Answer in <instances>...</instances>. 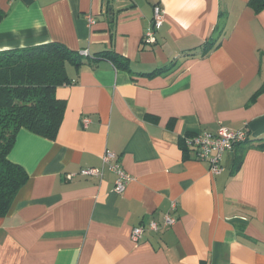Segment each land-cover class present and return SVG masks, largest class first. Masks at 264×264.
<instances>
[{
    "label": "crops",
    "instance_id": "obj_1",
    "mask_svg": "<svg viewBox=\"0 0 264 264\" xmlns=\"http://www.w3.org/2000/svg\"><path fill=\"white\" fill-rule=\"evenodd\" d=\"M248 1L0 0V51L55 43L82 58L55 91V139L22 129L8 154L28 179L0 218V264H264V10ZM220 129L252 141L213 175L183 138ZM106 152L133 178L121 195L107 169L78 175Z\"/></svg>",
    "mask_w": 264,
    "mask_h": 264
},
{
    "label": "trees",
    "instance_id": "obj_2",
    "mask_svg": "<svg viewBox=\"0 0 264 264\" xmlns=\"http://www.w3.org/2000/svg\"><path fill=\"white\" fill-rule=\"evenodd\" d=\"M247 5L255 13L264 10V0H249ZM108 56L116 67L125 68L117 55H99ZM81 60L55 43L0 51V218L6 216L28 179L25 170L8 159L17 132L23 129L50 141L55 139L66 108L65 100L58 99L55 91L70 84L66 65L79 66ZM251 141L247 139L234 148L249 146Z\"/></svg>",
    "mask_w": 264,
    "mask_h": 264
},
{
    "label": "built area",
    "instance_id": "obj_3",
    "mask_svg": "<svg viewBox=\"0 0 264 264\" xmlns=\"http://www.w3.org/2000/svg\"><path fill=\"white\" fill-rule=\"evenodd\" d=\"M164 20V11L160 6L155 5L152 9V21L146 28L142 42L144 45H154L156 43V34L161 28ZM85 21L88 26L94 24L92 16L87 15ZM86 55L87 53H82ZM248 139V134L245 129L232 131L226 129H220L215 134L209 132L197 133L190 137L183 138L184 148L192 150L195 153V157L200 162H206L208 165V171L217 175L221 172L220 161L224 153L231 151L236 144L244 143ZM115 159V155L106 152L101 158L102 167L100 169H84L81 170L78 175L82 177H94L101 179L103 177L104 170L107 169L114 174V193L121 195L125 191L127 185H129L133 178L125 173L118 163L111 164ZM74 177V174L67 175L68 179ZM171 210H175V205H171ZM176 219L170 214H166L163 218V227H170L174 225ZM159 227L151 223L148 230L156 232ZM145 229L142 227L134 228L131 232L130 238L133 242H138Z\"/></svg>",
    "mask_w": 264,
    "mask_h": 264
}]
</instances>
